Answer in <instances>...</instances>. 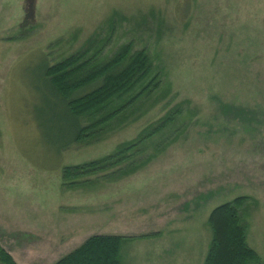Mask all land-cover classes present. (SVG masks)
Instances as JSON below:
<instances>
[{"label":"rangeland","instance_id":"1","mask_svg":"<svg viewBox=\"0 0 264 264\" xmlns=\"http://www.w3.org/2000/svg\"><path fill=\"white\" fill-rule=\"evenodd\" d=\"M126 44L149 56L157 88L64 147L46 65L87 47L105 62ZM168 116L127 161L62 186L64 167ZM241 196L264 264V0H0V246L17 264H53L93 235L130 237L122 264H203L209 213Z\"/></svg>","mask_w":264,"mask_h":264},{"label":"trees","instance_id":"2","mask_svg":"<svg viewBox=\"0 0 264 264\" xmlns=\"http://www.w3.org/2000/svg\"><path fill=\"white\" fill-rule=\"evenodd\" d=\"M131 46H121L105 62H99L97 54L86 57L87 47L55 65H46L43 77L49 94L61 104L70 124L71 139L64 147L99 137L114 120L157 88L158 76L151 78L149 56L144 50L131 53ZM87 88L91 89L84 92ZM163 120L134 143L122 145L110 155L64 167L62 186L86 182L81 180L127 161L129 152L172 119L168 116ZM246 201V197H236L211 210L207 218L211 240L203 264H261L260 257L247 244V228L240 217ZM127 240L130 237L93 235L53 264H122L121 245ZM0 264H17L1 246Z\"/></svg>","mask_w":264,"mask_h":264},{"label":"crops","instance_id":"3","mask_svg":"<svg viewBox=\"0 0 264 264\" xmlns=\"http://www.w3.org/2000/svg\"><path fill=\"white\" fill-rule=\"evenodd\" d=\"M84 241H85V240H84ZM84 241H83V242H84ZM81 244H82V243H81Z\"/></svg>","mask_w":264,"mask_h":264}]
</instances>
